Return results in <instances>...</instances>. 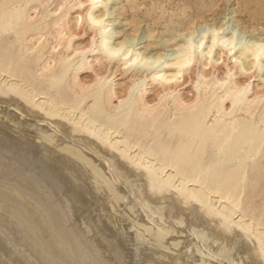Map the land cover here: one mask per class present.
Segmentation results:
<instances>
[{
    "label": "bare ground",
    "instance_id": "1",
    "mask_svg": "<svg viewBox=\"0 0 264 264\" xmlns=\"http://www.w3.org/2000/svg\"><path fill=\"white\" fill-rule=\"evenodd\" d=\"M49 1L0 0V97L15 96L0 99V264H264V91L240 83L243 63L264 74V40L238 46L224 28L202 25L198 41L193 29L177 50L150 57L131 35L112 43L104 0H86L71 20L100 24L98 51L126 67L119 81L155 67L141 90L92 86L78 71L69 83L76 56L58 48L82 35L70 30L64 42L67 2L50 13ZM223 53L235 59L228 81L209 79ZM89 63L74 69L90 73ZM23 105L37 112L10 109Z\"/></svg>",
    "mask_w": 264,
    "mask_h": 264
},
{
    "label": "rangeland",
    "instance_id": "2",
    "mask_svg": "<svg viewBox=\"0 0 264 264\" xmlns=\"http://www.w3.org/2000/svg\"><path fill=\"white\" fill-rule=\"evenodd\" d=\"M56 1L60 2L61 0H55V1L51 0V1H49L50 3H48V4L46 3V6L48 7V10L50 13L54 12V9H55L56 3H57ZM62 1L67 2L68 8H69L68 9L69 15H68L67 19L70 18L69 19L70 21L65 20L64 22H62L65 25L61 24V27L65 29L63 32L64 35L62 34V37H64V42L68 39H72L74 37L73 35H76V36L82 35V38L74 39L72 41V43H71L72 49L65 50V49H63L62 46L61 47L59 46L60 48H58L60 52L62 51L64 53V51H65L64 54H67V55L69 54V51H70L69 57L76 56L74 63H72V65L67 70L68 82L69 83L72 82L71 79L73 77L71 78V75L73 76L78 71V75L80 74L79 77L82 78V75H83V78H82L83 81L84 82L86 81L89 85H92V86L95 85L96 79H97V81H98V79L100 81L103 79L104 81L102 80V82H105V83L110 82V84H114V86H117V83L121 82L122 84L120 83V86L121 87L123 86L122 88L124 90H127L128 88L130 90H132V89L134 90L136 87H139L140 90L147 88V86L149 84L147 77L152 73L155 65L143 64L141 66H138L132 70V76H129V78L133 77V78H131V80L129 78H126V79L119 81L118 80V78L120 76L119 74L122 71H124L122 69H124V68L126 69V67L123 65V61H121L120 58L110 59V57L103 56L104 54H102V52L100 53V51H98V49H99L98 44H100V42L102 41L101 35L98 33L99 28H100V24H97V23L95 24V22H90V25H89L88 23L84 22V25L82 23V24H80V26H75L74 18H73L74 21L71 20L70 14H73L75 12V10H76L75 7L79 6L78 5L79 2L84 3V1L86 2V0H62ZM87 1H89V0H87ZM130 1L131 0H110V1L104 0V2L101 5L102 9L104 8V5H107L106 6L107 8H104L105 10L104 9L102 10L106 13V17H105L104 22H105V24L111 26V27H109L111 29V31H115V32L117 31V35L116 34H115L116 36L114 35L112 43L113 42L119 43L123 39L128 41V38L133 36V37H135V39L133 40L134 43L131 42L132 47H135V49H137L138 52H140L144 55L148 54L150 57H152L154 55L155 56L165 55L167 53H171V52L177 50L181 46L180 44L183 43V41L186 39V37L188 36L189 33L196 31L195 38L197 39V37L198 38L200 37L201 31L199 29L203 26H209V25L210 26L216 25L215 27L224 28V33L228 34V36L235 37L236 42L238 43V46L240 45V43H244L248 40H254V39L260 40V41L264 40V0H253L254 2H252V0H249V1L246 0L247 2L243 1V0H132L131 2L136 3L138 5V8H136L134 11L132 9H130L131 8ZM128 2H129V4H128ZM246 3H248L247 7L245 5ZM50 5L51 6L53 5V6L51 7ZM83 6L85 8L87 6V3L83 4ZM83 6H82V9H84ZM185 6L188 7V14L183 18L182 17L178 18V16L173 17V19L175 20V25L173 27H172V25H169V27L167 28L166 24L169 21L170 16L173 15L174 13L175 14L178 13L180 11V9L185 7ZM256 6H259L258 9H256L257 8ZM248 8H250V9H248ZM106 9H108V10H106ZM146 10H147V12H146ZM254 10L255 11L258 10V12L261 11L260 12L261 16H255L254 17L252 14V12H254ZM163 11L166 12L165 13V19H163L161 21H157L158 17L160 16V14ZM157 22H159V23H157ZM68 24H70L71 26ZM182 25L183 26L185 25L186 27L191 26L192 28L190 31H184V30H182ZM72 26H73V28H71ZM89 26L91 29L89 28ZM174 27H175V29H174ZM70 30L71 31L75 30V32H73V33L69 32L71 34L72 38H71L69 33H68L69 35L67 34V32ZM150 30H151V32H150ZM77 31H78V33H77ZM94 32H96V33H94ZM148 32H150L151 34H149ZM232 32H233V34H232ZM85 33H86V35H85ZM80 40H81V42H80ZM196 41H198V39ZM54 46L55 45H52L50 47H54ZM80 46L82 49L80 48ZM76 49L78 52L80 51L79 49H81V50L84 49L85 52L80 51L82 54H80V53L77 54L75 52ZM47 50H51V48L46 49V51ZM86 50L88 52H86ZM95 51H97V52H95ZM238 51H240V50H238ZM53 52H54V54L56 53V55L58 56L57 48ZM73 52H74V56H73ZM47 56L48 55H45V57H47ZM237 56H239V54H237ZM222 57L223 58H222V60H220V65L218 66L219 69L216 68L218 70L212 72L211 66H210L209 70H207V72H206L207 75L212 73L211 76L209 77V79L212 77L218 78V76H220L223 78L224 81H228V79H229L228 73H231V69L234 68L235 59H232V58L230 59V57L228 56L227 53H223ZM80 58H82V60L85 59V61L88 63L92 59L93 60L97 59L98 63H96V64L98 65V67H97V65H94L95 63L90 62L92 64V66L89 63V66H91L89 69L91 70L90 73H92V74H90V73H84L83 74L85 69H83V70L74 69V68H76V66L79 67L81 65L80 63L82 62V60ZM173 58L174 57H172L171 60ZM196 58H198V53L196 54ZM168 59H170V58L166 57V60H168ZM230 60H231V62H230ZM100 62H101V64H100ZM151 62L152 61H148L147 63H151ZM202 62H204V60ZM75 63H79L80 65L75 64ZM223 64L225 67L223 66ZM243 64H242V66L243 67L245 66L247 68V70H245L246 72H244V70H243L244 78L240 79L241 82H240V80H239V82L241 84H244V85L246 83L249 84L251 82V86H250L251 90L250 91H252V89H254L253 91H264V90H262L264 88V80H263L264 74H261L262 77L260 76L261 77L260 78V77H258L257 72L253 68H252L253 69L252 70L253 72H252L251 68L249 66H247L246 64L245 65H243ZM54 65L55 64L53 62L52 66H54ZM73 69H74V71H73ZM197 69L199 70L198 72H200V70H203V66L200 64V65H198ZM94 71H96V72H94ZM80 72H82V73H80ZM233 72H235V71H233ZM71 73H73V74H71ZM94 74H95V76H94ZM227 74H228V76H227ZM190 75H194V76L199 75L201 77L200 73L197 74V73H194V71ZM255 75H257V76H255ZM185 78H187V77H185ZM184 80L186 81L187 79H184ZM184 80H182V83H184L183 82ZM90 82L94 83V84H91ZM130 82H131V84H130ZM258 87H260V88H258ZM256 88H257V90H256ZM189 90L192 91L191 89H189ZM189 93L191 94V92H189ZM190 94H188V95L185 94V96H187V97L189 96L188 98L192 99L193 96H192V94L191 95ZM10 96L12 98L13 97L15 98L14 95L13 96L7 95L5 97L8 99ZM3 97L4 96L0 97V99L2 101H3ZM1 100H0V111L2 108H4V106L6 107V105L4 103H2ZM91 100L92 99H89L86 102V105L88 107L92 105V102H90ZM24 106L25 105H23L21 107V109ZM26 106L23 108L24 110L22 109V110H20V112L17 111L13 106H12V108L10 107V109L13 111H16L17 115L19 114L18 115L19 117L29 119L37 111L34 109H33L34 110L33 111L31 109V111H32L31 112L30 108L28 106H27V109L29 108L28 109L29 111L27 109H26L27 110L26 111L25 110ZM23 111H26V112H23ZM39 124H41V126L44 125V126L50 127L47 121H39ZM51 128L52 127H50V129ZM51 130H53V128ZM56 134L54 135V137H56V136L61 137L62 136L60 132H56ZM74 134H75V136H78L77 135L78 133H74ZM74 134H73V136H74ZM79 148L81 150L83 149L82 151L84 153L86 152L85 153L86 155L91 156V157L95 156V155H93V153L89 152L86 148H84V147H79ZM182 206H183V208L185 207V209H186V207L189 208L187 205L182 204ZM129 212H130V210H129ZM130 213H132V212H130ZM247 242H249V244H251L250 243L251 241L247 240Z\"/></svg>",
    "mask_w": 264,
    "mask_h": 264
}]
</instances>
